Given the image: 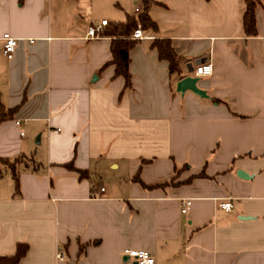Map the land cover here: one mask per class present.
Returning a JSON list of instances; mask_svg holds the SVG:
<instances>
[{
    "label": "crops",
    "instance_id": "1",
    "mask_svg": "<svg viewBox=\"0 0 264 264\" xmlns=\"http://www.w3.org/2000/svg\"><path fill=\"white\" fill-rule=\"evenodd\" d=\"M260 1L248 37L244 0H0V109L11 112L0 159L25 158L19 192L1 167L0 258L25 243L20 264H136L127 248L155 264H264ZM143 13L157 29L136 41L127 89L107 32ZM5 33L19 40L11 60ZM157 40L171 41L179 75ZM197 61L214 68L198 83L206 97L177 91Z\"/></svg>",
    "mask_w": 264,
    "mask_h": 264
},
{
    "label": "trees",
    "instance_id": "2",
    "mask_svg": "<svg viewBox=\"0 0 264 264\" xmlns=\"http://www.w3.org/2000/svg\"><path fill=\"white\" fill-rule=\"evenodd\" d=\"M246 4V11L243 16V29L245 34L248 37H255L258 34L257 31V18L256 11L257 8L261 5L260 0H244ZM150 0H144L146 6L149 5ZM141 24L142 29L144 30H156L157 25L151 19L148 13H143L139 16L138 20L129 17L125 23L119 24L111 28L107 34L113 37L112 41V53L113 60L112 65L116 67V75L125 78L126 88L132 86V76L130 73V53L132 49L136 46L137 40H132L130 36L137 29L138 24ZM154 47L158 49L159 57L163 60H167L170 64V73L171 74H180L181 73V58L177 55L175 48L173 47L171 41L169 40H157L154 42ZM217 103L220 101L215 100ZM11 112H6L3 109H0V123L5 121L10 117ZM23 157L16 159L11 162L8 159H0V176L2 175L1 167H8L12 170L13 178L15 180L16 192H19L20 182L19 176L16 171L17 165L24 162ZM69 168L77 171L72 165H68ZM81 173V176H85L86 173ZM137 181L141 183L140 179L137 178ZM29 251L28 244L20 243L17 246V251L14 256H7L0 258V264H20L21 261L26 257Z\"/></svg>",
    "mask_w": 264,
    "mask_h": 264
},
{
    "label": "built area",
    "instance_id": "3",
    "mask_svg": "<svg viewBox=\"0 0 264 264\" xmlns=\"http://www.w3.org/2000/svg\"><path fill=\"white\" fill-rule=\"evenodd\" d=\"M141 12L140 9H136V13L139 14ZM110 25L108 20H103L100 24H95L89 27L88 33H87V39H99L101 38V35L103 33V30L105 27H108ZM132 40H144V32L142 29L141 24H138L137 29L133 32L131 36ZM3 44V54L4 56L11 60L14 57V54L16 52V49L19 44L18 38L13 37L10 33H5L2 37ZM34 40H29V42H33ZM214 72L213 65L210 63L202 64L194 67L193 76L194 77H209L212 76ZM17 125L20 127L21 122H17ZM21 136H24V133H21ZM104 191V189H102ZM192 205V200H184L182 202V213L186 214L189 212ZM232 203L231 201L225 202L221 204V208L224 210L230 211L232 209ZM123 257L127 260H134L138 264H155V258L154 256L145 250H137V249H131L127 248L123 252ZM57 259L58 261L62 262L65 260V253L64 248L62 246H59L58 252H57Z\"/></svg>",
    "mask_w": 264,
    "mask_h": 264
},
{
    "label": "water",
    "instance_id": "4",
    "mask_svg": "<svg viewBox=\"0 0 264 264\" xmlns=\"http://www.w3.org/2000/svg\"><path fill=\"white\" fill-rule=\"evenodd\" d=\"M202 61L195 62V66L201 65ZM194 65L190 64L187 66V73L189 76L182 78L177 83V91L184 94L187 91H191L199 96L206 97V92L198 87L200 78L193 76ZM241 176V174H239ZM138 264V263H136Z\"/></svg>",
    "mask_w": 264,
    "mask_h": 264
}]
</instances>
